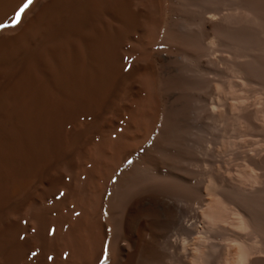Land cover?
I'll list each match as a JSON object with an SVG mask.
<instances>
[{
	"label": "bare ground",
	"instance_id": "bare-ground-1",
	"mask_svg": "<svg viewBox=\"0 0 264 264\" xmlns=\"http://www.w3.org/2000/svg\"><path fill=\"white\" fill-rule=\"evenodd\" d=\"M25 3L0 0V264H264V0H48L9 28Z\"/></svg>",
	"mask_w": 264,
	"mask_h": 264
},
{
	"label": "rangeland",
	"instance_id": "rangeland-1",
	"mask_svg": "<svg viewBox=\"0 0 264 264\" xmlns=\"http://www.w3.org/2000/svg\"><path fill=\"white\" fill-rule=\"evenodd\" d=\"M48 0H34V3L30 6V8L25 12V16H24V14L22 15V18L21 19H23V20H25V18H28V19H26V22H25V24L27 23V21L32 17V15H33V13L37 10V8H38V6L39 7H41L42 5H44L46 2H47ZM33 9V10H32ZM27 14H28V17H27ZM31 16V17H30ZM21 22H22V20H21ZM19 23L20 24V26H23L24 25V23H23V25H22V23ZM12 25H13V23L11 24V25H9V28L10 27H12ZM4 32V31H3ZM0 33H1V31H0ZM6 34V32H4V33H1L0 34V37H2V36H4ZM2 35V36H1ZM260 89H256V90H254V91H252V92H248V94H245V93H247V92H245V91H243L242 93L246 96H248L249 95V93H250V95L248 96V97H251L250 99L252 100V101H250V103H249V100L250 99H248V101H247V103L248 104H252L253 103V101H254V105L258 108H260V107H262V104H261V102H262V98H263V93L261 94V92H263V91H261V92H259L258 93V91H259ZM259 95V96H258ZM260 95H262V96H260ZM260 102V104H261V106H258V102ZM252 102V103H251ZM257 126L259 125V123H257L256 124ZM257 129V131L255 132V131H253L252 133H250L249 134V136L247 135L248 133H246V131L245 130H243V132L240 134V138H239V140H240V144H241V146L243 147V149L245 150V149H247V148H245L246 147V144H247V147L249 148V149H256V148H260V147H258L259 145H261V144H259V142L261 143V141H262V139H263V137H261V136H263V134H262V132L260 131V128H256ZM254 133H255V135L257 134V135H259V133H260V135L258 136V138H256L257 137V135L255 136L254 135ZM254 135V139L256 138L257 140H256V142H254V140H252L251 138H253V135ZM213 135V134H212ZM229 135H230V133H229ZM228 135V136H229ZM246 135V136H245ZM250 135H252V136H250ZM215 136L213 135V137L210 135V140H212V141H215L216 142V140H215V138H214ZM243 137V138H242ZM251 137V138H250ZM213 138H214V140H213ZM245 138V139H244ZM244 139V140H243ZM249 139V140H248ZM245 140H247L246 142H245ZM251 140V142L252 143H254V144H252L251 142H249V143H247L248 141H250ZM260 140V141H259ZM215 142H211L210 144H212V145H214V146H212L211 145V147L213 148V149H217V145H215ZM251 143V144H250ZM259 145H258V144ZM217 144V143H216ZM250 145L252 146V147H250ZM230 158V156L228 155L226 158H227V160H229V158Z\"/></svg>",
	"mask_w": 264,
	"mask_h": 264
},
{
	"label": "snow or ice",
	"instance_id": "snow-or-ice-1",
	"mask_svg": "<svg viewBox=\"0 0 264 264\" xmlns=\"http://www.w3.org/2000/svg\"><path fill=\"white\" fill-rule=\"evenodd\" d=\"M34 3V0H26V3L20 8L19 12H17L16 16L14 17V23L12 27L17 26L21 22L22 15L30 8V6ZM6 26H0V30Z\"/></svg>",
	"mask_w": 264,
	"mask_h": 264
}]
</instances>
